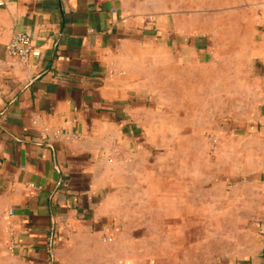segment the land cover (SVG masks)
I'll list each match as a JSON object with an SVG mask.
<instances>
[{
  "label": "crops",
  "instance_id": "crops-1",
  "mask_svg": "<svg viewBox=\"0 0 264 264\" xmlns=\"http://www.w3.org/2000/svg\"><path fill=\"white\" fill-rule=\"evenodd\" d=\"M17 31L41 55L10 58ZM263 237L264 0H0V264H235Z\"/></svg>",
  "mask_w": 264,
  "mask_h": 264
},
{
  "label": "built area",
  "instance_id": "built-area-1",
  "mask_svg": "<svg viewBox=\"0 0 264 264\" xmlns=\"http://www.w3.org/2000/svg\"><path fill=\"white\" fill-rule=\"evenodd\" d=\"M6 50L10 58L21 63H27L31 57L41 55L40 46L34 42L33 37L22 31L15 32L7 43Z\"/></svg>",
  "mask_w": 264,
  "mask_h": 264
},
{
  "label": "rangeland",
  "instance_id": "rangeland-1",
  "mask_svg": "<svg viewBox=\"0 0 264 264\" xmlns=\"http://www.w3.org/2000/svg\"><path fill=\"white\" fill-rule=\"evenodd\" d=\"M212 136L213 135H210L209 138L211 139L212 142H214L216 139H214ZM259 255H261V256H259V257H261V259H259V260L256 259V257L255 258H252V257L240 258L237 256V257L233 258V262H235V264H264V253L259 254ZM221 258L222 257H220V259ZM225 258H227V257H225Z\"/></svg>",
  "mask_w": 264,
  "mask_h": 264
}]
</instances>
